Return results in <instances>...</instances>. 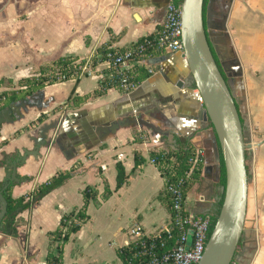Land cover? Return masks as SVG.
I'll return each instance as SVG.
<instances>
[{"label":"crops","instance_id":"0c3cea01","mask_svg":"<svg viewBox=\"0 0 264 264\" xmlns=\"http://www.w3.org/2000/svg\"><path fill=\"white\" fill-rule=\"evenodd\" d=\"M172 1L181 0H0V95L18 96L7 106L13 120L0 127V184H13L14 199H28L56 174L72 173L17 217V237L0 230V264H46L49 235L63 216L83 207L87 189L95 193L86 208L88 220L63 247V264H124L121 249L133 225L153 236L171 218L160 199L164 178L149 161L153 153L173 149L174 136L190 138L195 150L205 151L186 208L199 216L215 211L223 194L216 135L182 55L153 54L138 70L148 77L128 94L106 64L80 79L18 94L21 80L38 76L57 59H84L105 47L125 49L154 35ZM247 6L241 0H208L204 17L208 40L237 101L231 84L239 86L245 68L237 49H226L220 37ZM103 82L110 87L102 90ZM117 122L122 126L106 136L102 129ZM44 126L53 127L48 133L53 144L17 163L25 150L34 149L33 139ZM14 163L19 182L8 179ZM117 163L127 176L119 190ZM106 187L111 195L104 199Z\"/></svg>","mask_w":264,"mask_h":264},{"label":"water","instance_id":"95a60500","mask_svg":"<svg viewBox=\"0 0 264 264\" xmlns=\"http://www.w3.org/2000/svg\"><path fill=\"white\" fill-rule=\"evenodd\" d=\"M205 0H181L182 43L184 55L192 80L198 90L206 114L215 132L222 154L226 185L223 189L222 205L199 264H233L237 248L244 234L248 211L249 179L247 169V148L244 129L235 99L223 73L213 55L204 24ZM12 107L0 112V127L10 117ZM122 122L112 124L104 130L107 136L115 133ZM147 126L145 122L138 123ZM137 125V121L135 122ZM53 127L44 126L40 129L32 151L25 150L17 163H24L29 156H39V150L50 147L53 141L48 133ZM104 135V136H105ZM105 138V137H104ZM264 140L258 144L261 147ZM17 163L8 178L19 182L16 177ZM10 183L5 186L8 188ZM8 203L0 190V222L7 214Z\"/></svg>","mask_w":264,"mask_h":264},{"label":"trees","instance_id":"16d2710c","mask_svg":"<svg viewBox=\"0 0 264 264\" xmlns=\"http://www.w3.org/2000/svg\"><path fill=\"white\" fill-rule=\"evenodd\" d=\"M208 4V0L204 2V17L206 13V7ZM145 39V38H144ZM143 40V39H142ZM141 42V41H140ZM210 43V42H209ZM211 46V44H210ZM213 55L216 59V62L223 73V76L226 79V76L222 70V67L219 63L216 53L212 48ZM155 54V53H154ZM79 59L76 57H65L55 60L51 63L50 66L44 67L40 74L36 77L26 78L20 81L19 86L21 87V91L18 94L21 95H30L34 92L41 91L44 87L48 85H52L57 83V73L61 72L65 74L68 78L77 74V71L74 69L73 64L76 63ZM134 71V76L131 78L132 82L138 86L148 75H143L140 77V72L138 70ZM195 86V84H194ZM110 85L107 82L102 83V90H106L109 88ZM101 92L97 94H101ZM18 98L17 93H3L0 95V112L7 108V106L16 101ZM239 109V107H238ZM243 129L245 131V121L244 118L239 110ZM39 123L44 122V117H40L38 119ZM209 126L212 127L211 123L209 122ZM213 128V127H212ZM217 149L219 153V160H220V175H219V185L221 188L224 189L226 185V174H225V167L222 158V154L220 151L219 143L216 138ZM173 149L169 148L168 150L158 151L151 155L150 158L156 160L157 168L159 169L162 177L164 178V188L160 194V199L170 212V217L172 218L174 215L173 204H174V196L172 195L170 188L173 186L181 187V192L183 196V200L186 201L187 193L191 187V185L197 181L201 174V168L203 164H199L192 173L188 176L192 168V159L195 155V148L191 144L190 138H183L174 136L172 141ZM248 158V154L246 155V159ZM136 166L141 163L140 158L136 155L135 157ZM248 169V168H247ZM72 177L71 172H60L56 174L52 179H50L45 184L39 186L37 190L31 194L28 199L19 198L14 199L12 197L11 189L13 184L5 188V184H0V190L3 192V195L8 203L7 214L5 215L4 219L0 222V230H3L5 234L17 237V228H16V220L17 217L25 210L32 208L35 204L40 202L44 197L50 194L55 189L62 186L67 180ZM248 179L250 176L248 175ZM29 177H24L23 181H29ZM127 181V176L125 173V169L122 164L117 163V185L116 190H119ZM181 183V184H180ZM111 195V191L108 187L105 189L104 199H107ZM84 205L81 209L75 210L70 214L63 216L59 223V226L56 231L49 235V252L46 258V264H63L62 255H63V247L68 242L70 236L73 233H76L80 230L83 224H85L88 220V216L86 214V208L88 206L89 200L91 198H95V193H92L88 189L84 191ZM224 194L221 195V200L218 202L215 211L209 215L211 217V229L209 233V237L213 231L215 226L221 205L223 200ZM178 231L175 229L173 231L172 237L170 239H166L168 249L170 250L172 247L175 246ZM159 239L158 237H146L141 242H132L128 247H123L121 249V256L123 258L124 264H137L141 261L140 258L137 257L138 250L140 248V243L144 245H149L151 242H157ZM243 238L240 241L242 243ZM144 249V248H142ZM161 251V250H159ZM237 256V253H236ZM235 260V259H234ZM234 263V262H233Z\"/></svg>","mask_w":264,"mask_h":264},{"label":"built area","instance_id":"2783aa9c","mask_svg":"<svg viewBox=\"0 0 264 264\" xmlns=\"http://www.w3.org/2000/svg\"><path fill=\"white\" fill-rule=\"evenodd\" d=\"M159 52L184 55L181 1H172L167 5L164 20L154 35L125 49L105 47L95 50L88 57L79 59L73 64L77 74L68 78L61 72L57 73V83L80 79L90 74L93 67L106 64L112 71L119 89L122 93L128 94L136 88L131 80L134 71L145 66L148 59ZM204 159L205 151L197 149L191 161L192 168L188 176L195 167L204 163ZM149 162L157 166L155 159L150 158ZM170 191L174 196V215L164 228L153 236H146L140 224H135L129 229V241L126 247L132 242H141L146 237L157 236L159 239L148 246L140 243L141 249L138 250L137 257L141 261L137 264H199L203 257L210 238L211 217L190 212L186 208V201L183 200L181 187L173 186ZM175 229L179 235L175 246L169 250L165 238L170 239Z\"/></svg>","mask_w":264,"mask_h":264},{"label":"rangeland","instance_id":"374dc122","mask_svg":"<svg viewBox=\"0 0 264 264\" xmlns=\"http://www.w3.org/2000/svg\"><path fill=\"white\" fill-rule=\"evenodd\" d=\"M241 1L250 4L247 11L236 13L220 37L226 49H237L245 68L239 86L231 84L245 121L250 176L243 240L233 264H264V144L256 146L264 140V0Z\"/></svg>","mask_w":264,"mask_h":264}]
</instances>
